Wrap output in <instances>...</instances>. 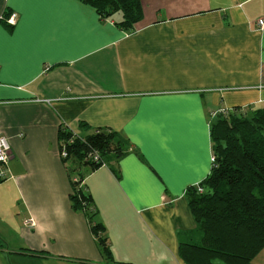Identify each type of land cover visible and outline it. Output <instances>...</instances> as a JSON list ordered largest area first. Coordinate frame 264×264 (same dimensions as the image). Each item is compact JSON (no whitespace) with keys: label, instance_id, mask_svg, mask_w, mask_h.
I'll list each match as a JSON object with an SVG mask.
<instances>
[{"label":"crops","instance_id":"0c3cea01","mask_svg":"<svg viewBox=\"0 0 264 264\" xmlns=\"http://www.w3.org/2000/svg\"><path fill=\"white\" fill-rule=\"evenodd\" d=\"M139 1L125 31L81 0H0V264H185L200 243L187 192L212 171L211 125L264 107V0ZM62 129L125 152L91 171L60 155ZM79 177L110 259L71 208Z\"/></svg>","mask_w":264,"mask_h":264},{"label":"trees","instance_id":"16d2710c","mask_svg":"<svg viewBox=\"0 0 264 264\" xmlns=\"http://www.w3.org/2000/svg\"><path fill=\"white\" fill-rule=\"evenodd\" d=\"M81 1L94 8L101 19L120 14L117 25L125 31H132L142 18L139 0ZM211 139L215 167L199 184L202 193L196 187L187 192L201 241L181 244L179 257L185 264H251L264 250V107L236 108L218 116L211 125ZM57 141L60 152L64 150L67 157L89 166L91 171L102 166L108 155L120 158L126 147L115 132L104 129L85 137L62 129ZM93 153L101 163L90 161ZM82 180H70L71 208L85 215L100 253L110 259L104 228L95 219L97 211L81 186Z\"/></svg>","mask_w":264,"mask_h":264},{"label":"built area","instance_id":"2783aa9c","mask_svg":"<svg viewBox=\"0 0 264 264\" xmlns=\"http://www.w3.org/2000/svg\"><path fill=\"white\" fill-rule=\"evenodd\" d=\"M15 18H16L15 14H11L7 19V23L8 24H14ZM256 26H257L258 30H262L264 28V19H259L256 22ZM220 114H222L223 116H226L229 113L225 112V111H221ZM213 115H215V114H213ZM60 155L63 158L67 157V153L64 150L60 152ZM9 157H10L9 142H8L6 137L0 136V178L5 177V171L2 168H3V166H5L7 164ZM89 158H90V161L94 162L95 164L101 163V160L99 159V157L96 153L90 154ZM211 164H212V168L215 167V156H214L213 152L211 155ZM195 187L197 188L199 193H202V189L199 187V185H197Z\"/></svg>","mask_w":264,"mask_h":264}]
</instances>
